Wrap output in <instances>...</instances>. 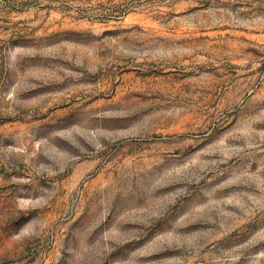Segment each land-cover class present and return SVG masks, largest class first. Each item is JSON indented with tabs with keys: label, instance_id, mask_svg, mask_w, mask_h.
<instances>
[{
	"label": "rangeland",
	"instance_id": "374dc122",
	"mask_svg": "<svg viewBox=\"0 0 264 264\" xmlns=\"http://www.w3.org/2000/svg\"><path fill=\"white\" fill-rule=\"evenodd\" d=\"M0 264H264V0H0Z\"/></svg>",
	"mask_w": 264,
	"mask_h": 264
}]
</instances>
